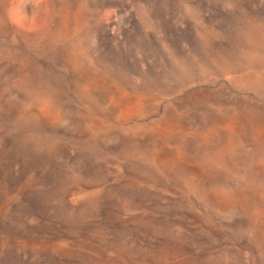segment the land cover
Instances as JSON below:
<instances>
[{
  "label": "rangeland",
  "instance_id": "obj_1",
  "mask_svg": "<svg viewBox=\"0 0 264 264\" xmlns=\"http://www.w3.org/2000/svg\"><path fill=\"white\" fill-rule=\"evenodd\" d=\"M0 264H264V0H0Z\"/></svg>",
  "mask_w": 264,
  "mask_h": 264
}]
</instances>
